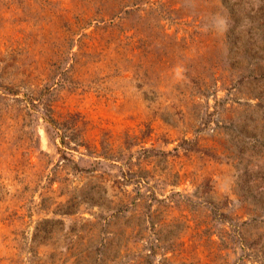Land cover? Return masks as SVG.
I'll return each mask as SVG.
<instances>
[{"label":"rangeland","instance_id":"rangeland-1","mask_svg":"<svg viewBox=\"0 0 264 264\" xmlns=\"http://www.w3.org/2000/svg\"><path fill=\"white\" fill-rule=\"evenodd\" d=\"M0 264H264V0H0Z\"/></svg>","mask_w":264,"mask_h":264}]
</instances>
